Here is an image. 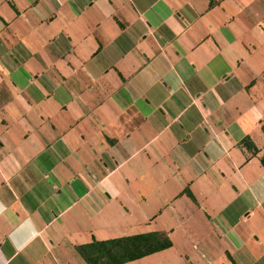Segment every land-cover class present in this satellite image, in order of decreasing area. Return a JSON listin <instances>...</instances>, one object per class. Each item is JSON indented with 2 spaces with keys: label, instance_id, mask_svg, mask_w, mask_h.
Listing matches in <instances>:
<instances>
[{
  "label": "crops",
  "instance_id": "obj_1",
  "mask_svg": "<svg viewBox=\"0 0 264 264\" xmlns=\"http://www.w3.org/2000/svg\"><path fill=\"white\" fill-rule=\"evenodd\" d=\"M264 264V0H0V264Z\"/></svg>",
  "mask_w": 264,
  "mask_h": 264
},
{
  "label": "trees",
  "instance_id": "obj_2",
  "mask_svg": "<svg viewBox=\"0 0 264 264\" xmlns=\"http://www.w3.org/2000/svg\"><path fill=\"white\" fill-rule=\"evenodd\" d=\"M170 245L164 234L147 232L106 240L92 239L76 249L87 264H122Z\"/></svg>",
  "mask_w": 264,
  "mask_h": 264
},
{
  "label": "rangeland",
  "instance_id": "obj_3",
  "mask_svg": "<svg viewBox=\"0 0 264 264\" xmlns=\"http://www.w3.org/2000/svg\"><path fill=\"white\" fill-rule=\"evenodd\" d=\"M167 236V235H166Z\"/></svg>",
  "mask_w": 264,
  "mask_h": 264
}]
</instances>
